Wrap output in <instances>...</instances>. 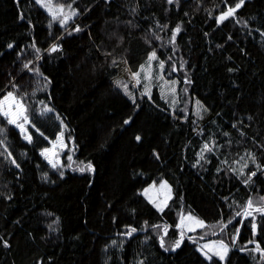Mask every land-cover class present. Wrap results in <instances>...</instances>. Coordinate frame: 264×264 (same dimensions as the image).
Segmentation results:
<instances>
[{
	"label": "trees",
	"instance_id": "obj_1",
	"mask_svg": "<svg viewBox=\"0 0 264 264\" xmlns=\"http://www.w3.org/2000/svg\"><path fill=\"white\" fill-rule=\"evenodd\" d=\"M238 2L53 0L75 13L61 24L0 0V98L32 132L0 114V264H264V215H244L264 207V0L218 22ZM62 130L74 152L53 168L41 149ZM162 180L160 211L143 190ZM183 213L205 231L182 235ZM212 237L225 260L201 252Z\"/></svg>",
	"mask_w": 264,
	"mask_h": 264
},
{
	"label": "rangeland",
	"instance_id": "obj_2",
	"mask_svg": "<svg viewBox=\"0 0 264 264\" xmlns=\"http://www.w3.org/2000/svg\"><path fill=\"white\" fill-rule=\"evenodd\" d=\"M50 2H51V11L49 10L48 7L44 6L46 4H49V0H41V4L43 5V7L46 10H48L51 13V15L55 14V16H60L61 20H63L65 16H68L69 18H72L74 16L73 15L74 12H73L72 8H66L63 6V8H64L63 12H59L57 10L59 5H55L53 3V0H50ZM9 92L13 93L12 91H8L5 95H3L0 98V101H2L4 99V97ZM13 95L18 99V97L14 93H13ZM18 100H20V99H18ZM13 111H15V109H13ZM25 115H27L26 112H25ZM27 117H28V115H27ZM7 118H9V117H7ZM22 122H23L22 119L17 121V123H22ZM30 124H31V121L28 117V123H26L24 125L26 132H22V134H23V136H25L26 134L30 135L32 138V132L30 129ZM61 133L63 134L62 135V143H61V141L57 140V137L61 136ZM57 137L51 141L49 146L42 148L41 152H43L45 149H49L50 151L46 154L48 157L47 160L49 161V159H51V160H53V162H56L57 165H60V164H63L65 159H68V156H71L73 154L74 148L68 142L64 130H62L58 134ZM53 144H55L56 147H53ZM207 145H208L209 149L215 148L212 141H208ZM43 156L45 157V155H43ZM249 156L252 158L253 161H257L256 157L253 153H250ZM249 162L250 161H248L247 157L244 156L243 158H241L239 160V162L238 161L235 162L236 166L234 168L238 171V173L240 175H245V170L249 166ZM164 183H166L167 187L161 188L160 187L161 184H164ZM145 189L148 190L147 195L144 194ZM145 189L143 190V194L160 211H162L168 205L169 201L171 200L172 193H173L172 187L170 186V184L166 180H162L160 182L150 184ZM198 222H203V226H201ZM206 225L207 224L203 219L199 218L198 216H196L192 213L181 214L179 226H180L182 235H184V234L185 235H195L194 233H197L198 231H200L199 233H203L205 231L204 228L206 227ZM223 244L227 245V247H228L227 255L223 259V260H225L229 254L231 246L229 244H226V243H223ZM205 245H207L208 247H205ZM220 245H221V241L218 238L212 237V238H209L207 240L201 241L199 248H200L201 252L208 257H212V256L219 257L218 255H216V253L220 252L222 254V249H221Z\"/></svg>",
	"mask_w": 264,
	"mask_h": 264
},
{
	"label": "snow or ice",
	"instance_id": "obj_3",
	"mask_svg": "<svg viewBox=\"0 0 264 264\" xmlns=\"http://www.w3.org/2000/svg\"><path fill=\"white\" fill-rule=\"evenodd\" d=\"M36 2L39 4L41 3V0H36ZM173 0H168V3H172ZM244 3V0H239L238 3L235 4L234 7H228L227 8V11L225 12H222L221 15L217 18L218 22H221L223 20H226L228 19L229 17L233 16L236 12L237 9H239ZM45 7H48L49 10L51 11V2L49 0V4H46L44 5ZM70 7V6H69ZM59 12H63L64 8L62 5L58 6V9H57ZM73 15H75V13H73ZM56 16L55 14H53V19H55ZM69 19L68 16H65L63 20L60 21L61 24H64L67 22V20ZM76 31H79L80 29L77 28L75 29ZM176 32H179L180 29L179 27H177V29L175 30ZM175 38V33L173 35V39ZM9 47H11V45H9ZM51 51H57V46L56 45H53ZM156 56H155V53H153L150 57H149V61L155 59ZM27 67V66H26ZM161 67H163V64H161ZM134 75H138V74H134ZM13 109H15V111H13ZM47 111H50V109H46ZM26 108L23 104L22 101L18 100L14 95L13 93L9 92L2 101H0V114L4 115L5 117H9L8 119V123L9 124H15L16 127L20 128L21 132H26V129L24 128V125L26 123H28V117L27 115H25V112H26ZM22 119V123H17L18 120H21ZM125 123H128V121H125ZM62 133H61V136L57 137V140L58 141H61L62 143ZM24 138L26 140H28L29 142H31V136L30 135H25ZM141 139L140 136H136V140L139 141ZM53 147H56L55 144H53ZM205 149L206 150H211L208 148V145H205ZM50 150L49 149H45L41 155H45V158L47 159V153L49 152ZM72 157L71 156H68V160H71ZM13 163H15V161H13ZM49 163L52 165L53 168L57 167V163L56 162H53V160L49 159ZM18 167V165H17ZM88 170L92 171L94 169H92V166L89 164L87 166ZM85 169L84 168H81L80 171H84ZM256 173L253 172L251 173L252 176H254ZM62 175V173H61ZM161 188H165L167 187L166 183L164 184H161L160 186ZM148 193V190L145 189V192L144 194L147 195ZM264 199V198H262ZM159 207V206H158ZM247 209H252V211H248ZM247 209L245 210L244 212V215L246 217L248 216H252L253 215V212H258V213H261L262 215H264V207H253V202L251 200L248 201L247 203ZM162 210V209H161ZM237 215H241V213H237ZM231 222V221H230ZM229 222V223H230ZM201 226H203V222H198ZM252 228H253V231L255 232V229H256V225L255 223L252 224ZM131 231H135V229H132ZM130 234V233H129ZM249 243H254V241H249ZM180 245V241H177L176 242V247H179ZM161 246H163V239H161ZM205 247H208L207 245H205ZM221 249H222V254L220 252L216 253V255L219 256V258L221 260H223L225 258V256L227 255V251H228V247L227 245H224L222 242H221V245H220ZM255 251L257 252H261L262 254V257H264V250H262L259 246V244L256 245V248H255ZM209 259H211V257H209Z\"/></svg>",
	"mask_w": 264,
	"mask_h": 264
}]
</instances>
